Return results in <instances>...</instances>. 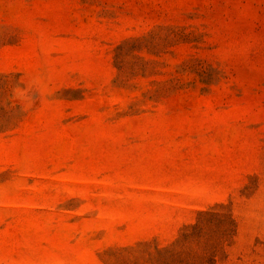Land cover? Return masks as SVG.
<instances>
[{
    "label": "rangeland",
    "instance_id": "rangeland-1",
    "mask_svg": "<svg viewBox=\"0 0 264 264\" xmlns=\"http://www.w3.org/2000/svg\"><path fill=\"white\" fill-rule=\"evenodd\" d=\"M0 264H264V0H0Z\"/></svg>",
    "mask_w": 264,
    "mask_h": 264
}]
</instances>
